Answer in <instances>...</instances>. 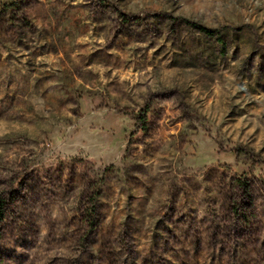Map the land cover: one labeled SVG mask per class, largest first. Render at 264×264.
Returning a JSON list of instances; mask_svg holds the SVG:
<instances>
[{"label":"rangeland","instance_id":"1","mask_svg":"<svg viewBox=\"0 0 264 264\" xmlns=\"http://www.w3.org/2000/svg\"><path fill=\"white\" fill-rule=\"evenodd\" d=\"M0 203V264H264V0H0Z\"/></svg>","mask_w":264,"mask_h":264},{"label":"trees","instance_id":"2","mask_svg":"<svg viewBox=\"0 0 264 264\" xmlns=\"http://www.w3.org/2000/svg\"><path fill=\"white\" fill-rule=\"evenodd\" d=\"M185 23L190 28L197 30L200 34H202L203 36H205L207 38L216 37V32L215 31L209 30V29H207V28H205V27H203V26H201L199 24H194V23H191V22H188V21H186ZM132 120H134V121L139 120L140 122H144V120H145V114H144V112H141V113L137 114L136 116H134L132 118ZM2 208H3L2 207V204L0 203V219H1V216H2Z\"/></svg>","mask_w":264,"mask_h":264}]
</instances>
